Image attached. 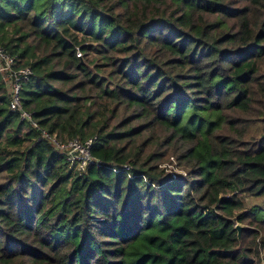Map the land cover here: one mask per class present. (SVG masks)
<instances>
[{"label": "trees", "instance_id": "obj_1", "mask_svg": "<svg viewBox=\"0 0 264 264\" xmlns=\"http://www.w3.org/2000/svg\"><path fill=\"white\" fill-rule=\"evenodd\" d=\"M0 43L101 162L0 74V264H263L264 0H0Z\"/></svg>", "mask_w": 264, "mask_h": 264}, {"label": "built area", "instance_id": "obj_2", "mask_svg": "<svg viewBox=\"0 0 264 264\" xmlns=\"http://www.w3.org/2000/svg\"><path fill=\"white\" fill-rule=\"evenodd\" d=\"M0 74L9 94L10 110L18 114L31 128L38 130L41 136L48 140L56 149L65 154L69 167L75 172H84L91 165H100L92 147L97 137L87 139L75 137L69 140H61L57 135L42 127L35 118L34 112L24 106L23 89L34 74L30 65L22 64L16 55L0 43Z\"/></svg>", "mask_w": 264, "mask_h": 264}, {"label": "rangeland", "instance_id": "obj_3", "mask_svg": "<svg viewBox=\"0 0 264 264\" xmlns=\"http://www.w3.org/2000/svg\"><path fill=\"white\" fill-rule=\"evenodd\" d=\"M246 204H247V209L251 208L254 205H261L264 207V198L263 197H255V196H251V195H245L244 197ZM237 224H241V223H237ZM243 225V224H241ZM248 227L249 225H243ZM261 257L263 259V264H264V249H262L261 251Z\"/></svg>", "mask_w": 264, "mask_h": 264}, {"label": "water", "instance_id": "obj_4", "mask_svg": "<svg viewBox=\"0 0 264 264\" xmlns=\"http://www.w3.org/2000/svg\"><path fill=\"white\" fill-rule=\"evenodd\" d=\"M236 228L238 229V237L241 240V233H242V229L244 228V226L241 224H237Z\"/></svg>", "mask_w": 264, "mask_h": 264}]
</instances>
